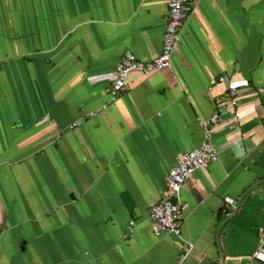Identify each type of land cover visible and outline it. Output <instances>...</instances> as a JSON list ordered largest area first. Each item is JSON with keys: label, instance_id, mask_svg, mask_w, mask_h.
Masks as SVG:
<instances>
[{"label": "crops", "instance_id": "obj_1", "mask_svg": "<svg viewBox=\"0 0 264 264\" xmlns=\"http://www.w3.org/2000/svg\"><path fill=\"white\" fill-rule=\"evenodd\" d=\"M167 1L0 0V264H264V0H193L170 66L112 100L123 54L160 52ZM229 84L242 116L212 127L180 235H155L149 208Z\"/></svg>", "mask_w": 264, "mask_h": 264}, {"label": "built area", "instance_id": "obj_2", "mask_svg": "<svg viewBox=\"0 0 264 264\" xmlns=\"http://www.w3.org/2000/svg\"><path fill=\"white\" fill-rule=\"evenodd\" d=\"M192 4L193 0L167 1L168 10L165 16L160 52L154 58L146 61L137 58L132 52L126 51L118 62L108 87L112 100L127 90L128 77L131 72L150 73L170 66L173 50L179 41L181 28L191 13ZM218 80L223 83L226 78L221 75ZM227 90V99L217 102L212 114L202 122L203 142L199 147L176 157L167 173L165 189L160 200L149 208L148 216L152 232L155 235H180L182 228L180 191L182 185L193 172L217 158V151L212 141V127L221 121L222 112L228 107L233 111L235 119L242 116L241 103L236 95V86L229 84ZM105 107V105L102 106V108ZM97 112L94 111L91 115ZM81 123L80 119L75 120L68 125V128L74 129ZM225 201L230 204L234 202L229 197H226ZM192 248V245L184 244L181 258L184 259ZM252 256L264 263V249H257Z\"/></svg>", "mask_w": 264, "mask_h": 264}, {"label": "rangeland", "instance_id": "obj_3", "mask_svg": "<svg viewBox=\"0 0 264 264\" xmlns=\"http://www.w3.org/2000/svg\"><path fill=\"white\" fill-rule=\"evenodd\" d=\"M19 4H17L16 6H18Z\"/></svg>", "mask_w": 264, "mask_h": 264}]
</instances>
